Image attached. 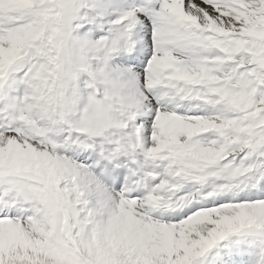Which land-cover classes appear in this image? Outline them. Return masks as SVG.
Segmentation results:
<instances>
[{
  "label": "snow or ice",
  "instance_id": "obj_1",
  "mask_svg": "<svg viewBox=\"0 0 264 264\" xmlns=\"http://www.w3.org/2000/svg\"><path fill=\"white\" fill-rule=\"evenodd\" d=\"M13 43L0 147L34 99L59 100L70 65L90 62L127 103L119 130L74 157L90 179L70 235L34 233L23 176L0 169V264H56L51 250L75 264L97 251L106 264H264V0H0V51Z\"/></svg>",
  "mask_w": 264,
  "mask_h": 264
},
{
  "label": "rangeland",
  "instance_id": "obj_2",
  "mask_svg": "<svg viewBox=\"0 0 264 264\" xmlns=\"http://www.w3.org/2000/svg\"><path fill=\"white\" fill-rule=\"evenodd\" d=\"M13 44V54L7 53L10 48L0 51V58L1 56L3 57L2 60L0 59V66L2 63L8 66L15 58L18 47L15 43ZM92 56L96 57V54L92 53ZM64 71L65 79L63 81V86L57 89L59 100L43 104L44 111L48 115H58L59 118H56L63 120L65 126H71L75 131L81 134L89 132L93 135L104 128V125L108 127L114 125L121 126L120 117L124 115L126 102L118 95V90L111 88L109 84L106 88V94L110 102L107 101V104L109 103L108 112L103 115L105 124L101 125L100 123H102V121H97V123L99 122L98 125L95 123L96 119L94 118V113L88 108L90 98L93 94L88 92L84 85L80 83L85 75H95L96 78L95 69L90 62L70 65ZM102 77L103 82H105L107 75L102 74ZM90 84L94 89V81H90ZM52 87H54V82H45V89H51ZM114 97H117V101L115 102H113ZM82 100H84V102ZM73 109L76 110V114ZM113 111L116 112L114 113ZM81 114H84V116H81ZM107 120L110 121L109 125ZM34 122L37 124V120ZM52 133L53 139L59 136V133ZM45 141L52 152H57V150L62 147V143L58 140H54L56 143L53 142L51 138H47ZM75 142L86 148L92 146L89 142H80L79 140ZM100 143L101 142H99V144ZM19 150H21V147ZM33 150L37 152L31 151L29 154H26V156L18 154L16 158L14 157L15 166H13L24 178V187L27 192L30 193L29 201L35 203V211H38L36 215L42 214V217L38 219L36 224L32 225L31 223L32 231L46 236H51L54 233L70 235L71 229L80 223L79 213L83 211L86 205L78 197L79 194L75 192L74 189L76 186L74 187L64 174L60 175L59 172V176L57 173L53 175L49 172V170L53 171V173L55 171L47 166L51 165L48 164L51 159H48L44 155V151L39 149ZM56 165L63 170L61 166L58 164ZM47 168H49V170H47ZM48 174L52 179H50ZM40 178L43 179L44 182L40 181ZM46 182L48 186L45 184ZM58 189L63 191V193L59 194ZM78 205H80L79 209L77 207ZM45 213L47 214L46 217H44ZM49 254L53 255L57 259L56 261H59V263L57 262L56 264H75V261L71 257L61 255L55 250H51ZM95 255L99 260V264H106L105 253L97 251Z\"/></svg>",
  "mask_w": 264,
  "mask_h": 264
},
{
  "label": "bare ground",
  "instance_id": "obj_3",
  "mask_svg": "<svg viewBox=\"0 0 264 264\" xmlns=\"http://www.w3.org/2000/svg\"><path fill=\"white\" fill-rule=\"evenodd\" d=\"M9 2H11V0H9ZM10 49H8V51H7V53H11V54H13L14 53V51H13V48H14V44H12L10 47H9ZM1 60L3 59V57L1 56V58H0ZM3 68V63H2V65L0 66V69H2ZM125 98V97H124ZM32 108H33V110L30 112V113H38L39 111H41V110H37V109H35L34 107H33V104H32ZM41 113H42V111H41ZM17 143H18V141H17ZM16 144V141L15 140H11V141H9L8 142V144H7V147H0V169H13L12 167V162H11V160L9 159V157L12 155V154H20V155H25L26 156V154H29L31 151H35V150H30V146H28L27 144H25V143H21V150H19V151H17V150H15L14 149V145ZM19 144V143H18ZM17 149H19L18 147H17ZM38 149V148H37ZM40 150V149H39ZM43 151V150H42ZM35 152H37V151H35ZM44 155L48 158V159H51L52 161H54V163H56V164H58L59 166H61L62 168H63V173L69 178V180H70V182H71V184L75 187V192L77 193V194H82V195H84V193L83 192H81L80 191V189L82 188V187H84L85 186V182H86V180H88V179H90V174L89 173H87L86 172V170L85 169H82V168H80L79 169V172H81L82 173V177H80L78 180H76V181H73V175H74V173H73V171H70V170H66L64 167H63V161H64V159H62L61 157L60 158H57L56 157V159L54 158V156L52 155V154H50L49 152H45L44 151ZM16 161V160H15ZM55 164V167L57 168V169H59V167L57 166ZM76 164V163H75ZM9 165H11V166H9ZM97 187H100V185L97 183ZM92 190H95V189H92ZM29 206L32 208L33 207V204L32 203H29ZM44 213V212H43ZM32 215H34L33 213H32ZM35 218H33L32 216L29 218L30 219V221H31V223H32V225H34V224H36V222L38 221V219L39 218H41L42 217V214H38V215H35L34 216ZM57 260V259H56ZM59 263V261H56V263Z\"/></svg>",
  "mask_w": 264,
  "mask_h": 264
}]
</instances>
